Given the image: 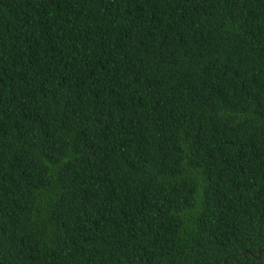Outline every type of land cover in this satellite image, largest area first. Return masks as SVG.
Instances as JSON below:
<instances>
[{"label":"trees","instance_id":"16d2710c","mask_svg":"<svg viewBox=\"0 0 264 264\" xmlns=\"http://www.w3.org/2000/svg\"><path fill=\"white\" fill-rule=\"evenodd\" d=\"M0 264H264V0H0Z\"/></svg>","mask_w":264,"mask_h":264}]
</instances>
